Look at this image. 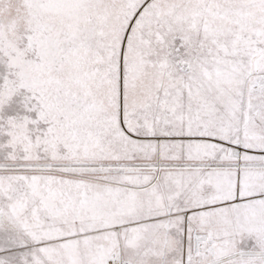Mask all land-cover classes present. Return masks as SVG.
<instances>
[{
	"label": "snow or ice",
	"instance_id": "obj_1",
	"mask_svg": "<svg viewBox=\"0 0 264 264\" xmlns=\"http://www.w3.org/2000/svg\"><path fill=\"white\" fill-rule=\"evenodd\" d=\"M0 264H264V0H0Z\"/></svg>",
	"mask_w": 264,
	"mask_h": 264
}]
</instances>
